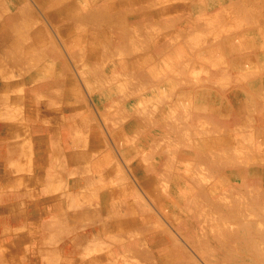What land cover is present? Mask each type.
I'll return each mask as SVG.
<instances>
[{
  "label": "rangeland",
  "instance_id": "1",
  "mask_svg": "<svg viewBox=\"0 0 264 264\" xmlns=\"http://www.w3.org/2000/svg\"><path fill=\"white\" fill-rule=\"evenodd\" d=\"M6 1H12L13 4L11 9L4 8L3 12H0V27L9 29L14 12L20 14L21 28L13 31L14 37H9V46L13 55L17 54L21 59L18 61L7 59L6 53L0 48V105L6 107V110L0 107V115L4 114L0 119V148L2 141L9 138L16 139L18 143L24 141L21 150L25 155L23 158L11 160L9 168H20L24 171L33 169L36 149L38 167L42 163L44 165L47 163V166L54 170L55 176L58 177L57 181L51 189L42 188L39 197L48 208L52 206L53 210L58 211L66 209L67 201L72 194L68 190L70 180H72L70 188L73 193L75 192L71 198L82 206L78 208L82 221L77 216L74 218L75 225L80 226H75L70 232L86 231L84 234H87L83 235L84 239L75 236L68 244H65L64 240L54 243L53 247L57 252L54 256L57 259L65 258L64 248H68L71 254H79V258L84 261L80 262L79 259L64 261L65 264H98L97 262H102L105 258H110L115 264H161L157 249L151 241L142 238V232H126L127 234L121 237L117 235L114 224L127 215L126 209L113 208V201L115 198L123 197L130 207L133 206L135 209L137 220L145 221L146 227L142 229H145L143 232L147 231L154 237L164 239L171 250L168 254L178 258L182 264H225L221 256L223 252L219 251L221 245L217 244V240L225 246L228 258L233 264H264V183L261 180L260 183L252 180L247 186L249 188L247 192L237 189V193L233 195L229 194L227 185V188L219 186V190H216V185L230 178L237 179L238 186L242 187L247 179L246 170L252 169L264 175V114L261 126L256 129L249 128L250 125L246 126L240 138L241 145L237 137L231 135V132L237 131L236 121L225 122L222 127L224 131L219 130L221 132L218 133L214 127H210L205 115H201L196 124L194 117L189 115L183 116L184 123H182L183 119L170 117L169 122L173 129L166 133L161 130L159 142L156 143L155 140H153L155 143L150 142L153 147L151 154L154 162L155 159L158 160L159 155H169L173 160V166L166 167V174L180 180L187 178L188 184H191L188 185L189 188L191 186L196 193L210 192L214 194V201H222L223 207L216 210L212 218H207L203 214L198 218L193 217L191 218L193 221L189 220L191 225L187 227V231H184L179 225L184 220L181 218L180 210H172L171 215L166 212L172 204L171 197L166 192L167 188L171 186L174 188L173 192L179 195L183 187L178 183L171 185L169 178L167 179L161 172L149 174L150 179L154 181L152 189L162 195L160 199L163 205L158 204L146 189L138 168L133 164V153L144 151L139 145L142 134L135 133L127 144L122 143L117 136V133L125 129V123L132 117V113H125V120L115 123V126L111 123V118L122 110L128 111L133 105L135 96L139 97L141 93L149 91V88L133 90L141 92L130 94L129 89L135 81V76L120 72L116 75L122 78L107 82L101 89V91L112 89L121 91V94L115 95L118 98L116 103L100 100L98 90L89 82L88 70L92 69V64L85 61L84 50L79 46L72 47L70 41L73 39V34L67 29L62 30L52 19V15L58 9H63L70 2L79 0H65L60 8L59 5H54L49 9L40 0H0V3ZM150 1L154 9L162 12L166 8H182L188 4L187 0ZM221 1L224 3L222 7L213 3L206 4L203 7L204 12L198 17L186 10L183 19L178 23L176 21L170 30L161 29V21L156 17L144 20L141 16L143 23L138 29L140 32L132 30L133 38L141 41L147 35L149 41L158 38L166 40L170 44L171 55L181 50L182 43H189L192 49L185 54V57L187 62L190 61V65L183 63L180 73L175 74L176 77L172 81L176 94L180 92L181 87L189 91L206 85L221 86L222 94L228 99L236 90L241 91L243 86L249 88L258 84L259 87L253 89V93L256 92L255 95L260 96L257 103L261 105L263 110L261 111L264 113V97H262L264 93L260 90L263 87L264 91V71L253 69L245 77L238 76L235 69L227 62L224 74L217 76L215 73H205L191 67L193 62L199 60L196 52L202 48H213L217 45L223 47L226 38L245 33L244 27L237 30L235 21L247 23L250 15H246L245 11H257L259 15L257 25L264 30V0ZM141 5V2L134 0L130 6V14L135 16L142 14ZM232 5H236L235 12ZM88 28L90 31L97 27L92 25ZM99 29L101 30L100 27ZM109 33L112 38V42L108 41L113 48L112 58L104 63L101 62V56H97L95 59L98 61L93 64L94 69L99 68L98 73L106 76L124 59L118 52L120 45L114 41L120 33L116 28ZM20 35L32 39H26L25 42L18 44ZM35 39L39 42V51L33 50ZM259 51V47H253L243 53L247 56H256ZM224 56L225 61H228V58L231 60L238 58V54L231 53L230 50ZM110 63L113 68L115 66L114 69L109 68ZM233 75L239 77L238 80L242 85L234 80ZM123 78L128 80L124 81ZM160 78L163 83L169 80L166 75ZM157 104L152 103L146 111H139L138 122L154 131L159 126L155 125L150 117L156 113ZM247 121L248 124L252 122L251 118ZM124 146L128 148L127 152L123 149ZM17 147L18 144L14 142L7 145L10 154ZM182 147L196 153L191 159L192 162L182 160L178 153ZM203 147H207L206 151L196 156L197 151ZM1 162L0 159V167ZM225 164L228 166L226 171L223 169ZM76 175L83 176L76 180ZM14 179L19 180V177L15 175L11 181ZM1 183L0 176V195ZM53 197H60V201L55 204ZM177 201L182 205L181 198H177ZM209 203L206 198L200 201L203 210L212 213ZM1 205L2 202L0 207ZM115 209L117 210L115 215L106 213V210ZM231 209L235 211L228 213ZM171 216L177 219H172ZM55 223L57 222L41 223L38 228L42 229L43 233L45 231L55 233L58 237L63 236L66 230H59ZM66 224L62 222L61 226L63 225L64 228ZM111 225L114 227L110 228V232H105V229ZM199 236L208 238L206 246L199 240ZM92 238L98 241L91 240ZM38 240L39 238L34 236V244L40 242ZM49 243L53 244L51 237L47 244ZM101 248L105 251L103 252ZM83 250L85 251L82 252ZM19 260L21 258L16 255L10 256L7 262L18 264ZM51 260L55 258L49 257L47 263L54 262Z\"/></svg>",
  "mask_w": 264,
  "mask_h": 264
},
{
  "label": "bare ground",
  "instance_id": "2",
  "mask_svg": "<svg viewBox=\"0 0 264 264\" xmlns=\"http://www.w3.org/2000/svg\"><path fill=\"white\" fill-rule=\"evenodd\" d=\"M40 1L44 4V6H46L47 9L54 5H59L58 8H60L62 3L65 2V0ZM133 1L134 0H79L77 2H70V4L68 6H65L63 9H58V11L52 15V19L58 25H60L62 30L67 29L70 31L69 33L73 34V39H71L70 41L72 47L79 46L84 50L83 57L85 61L92 64V69H90V71L88 70V73L90 74L89 82L95 87L96 90H98L100 100L109 103H116L118 98H116L115 95H117L118 93L121 94V91H117L116 89L101 91V89L103 88V85H106L107 82L112 80H119V78H122L119 75H116L120 72L126 75L132 74L135 76V81L129 89L130 94L134 95L141 92L133 90L149 88V91H146V93H141L139 97L135 96V99L132 101L133 105L128 111H119L120 113H118V115L111 118V123L112 125H114L115 123L117 124L119 121L125 120V113H132V117L128 120L126 119L127 121L124 126L125 129L120 133H117V136L122 143L127 144L135 133L142 134L139 145L144 149V151H136L135 153H133V164L136 168H138V173L140 174V177L143 178L142 180L145 184L146 189L150 192V194L158 204H160L161 206L163 205L160 199V197L162 198V195L158 192H154V190L152 189L154 181L150 179L151 177L149 174L152 175L153 173L161 172L162 175L165 174L167 179L169 178L171 185L173 183H178L183 187H181L182 192L179 194L180 197H178L179 195H177V193L175 194L173 192L174 188H172L171 186L167 188L168 190L166 192L170 195L172 204H170L168 210L165 211L171 215L172 210H180L181 218L184 220L182 222L180 221L181 224H178L180 225V228L182 230L187 231V227L191 225V221H189L191 218H198L202 214L207 218H212L213 214L216 213V210L223 207L222 201H214V194L210 192L201 191L200 193H196V191L191 188V186L189 188L188 185L191 184H188L187 178H182L180 180V178L171 177V175L169 176L168 174H166V167L173 166V160H171L169 155H159L158 160L155 159L156 162H154V159L152 158L153 154H151L153 152L151 151L153 147H151L150 142H152L153 140H155L156 143L159 142L161 130L166 133L173 129L172 125L169 122V119H171L170 117H177L182 120L184 118L183 116L189 115L194 117V123L196 124L201 118L200 116L205 115V117H207V119L209 120L208 122L210 123V127H214V129L218 133L224 131L222 127L225 125V122L230 123L236 121L235 126L237 127V131H235V133L231 132V135L233 134V136H236L237 141L241 145L242 142L240 138L243 131L247 128L246 126L250 125L249 128L252 127L253 129H256L263 123L262 115L264 113L262 112L263 110L261 108V105L257 103L260 96H256V92L253 93V89L258 88L259 85L254 84L249 88H245L243 86V89L241 91L236 90L232 94L233 96L230 95V98L228 99H225L224 94H222L221 90L223 87L221 86L206 85L205 87L201 86L198 88H189V91H185V88L181 87L180 92L176 94L174 92L175 90L173 88L172 81L174 80V77H176L175 74L180 73L183 63H190V61L187 62L188 60H186L185 57V54H188V52H190V49H192L191 46H189V43H182V45H180L182 46L181 50H179L177 54L171 55L170 44L167 43L166 40L158 38L154 41H149L146 35L145 38H143V40L141 39L140 41L137 40V38H133L132 30L136 31L140 28V26H142L143 22L141 16H143L144 20L146 18L150 19L156 17L161 21V29L170 30L176 24V21L178 23L183 19V15L186 10L192 13V15L198 17L202 12H204L203 7L206 4L213 3L215 6L222 7L224 3L221 0H187L188 4L185 7L180 8L171 6L172 8H166L162 12L154 9V6L152 7L153 4L150 5V0H138L139 3L141 2L142 4L141 6L143 8V11L142 14L135 16L130 14V6ZM12 4V1L0 3V12H3L4 8L11 9ZM232 8L235 12L236 5H232ZM249 12L248 10L247 12L245 11L246 15H250L247 23L241 22L240 20H235L238 27L237 30H239L240 28L243 29L244 27V29L246 30H244L245 33L240 36H234L233 38H226L223 41V47L222 45H217L213 48L206 46L207 48H202L199 51L200 53L196 52L198 56L197 58H199V60L197 62H191V67H193L192 69L197 68V70L199 69L201 72L212 74L215 73L217 76H219L224 74L228 62V64H230L235 69V72L238 76L242 75L245 77L249 75V73L253 69H256L257 71H264V30L259 28L257 25L259 20L257 11L250 13ZM19 15L20 14L18 12H14V17L13 19H11L13 23L11 22L12 25L9 27V29L5 28L4 26L0 27V48H2L1 51L6 53L7 59L10 58L13 61H18L19 59H21L17 54L13 55V51H11L12 49L9 46V37H14L13 31L21 28V24H19V19H21V17ZM25 21L27 22V20ZM63 21L67 22L65 23ZM92 25H95L97 28L95 30L93 29L89 31L88 27ZM99 27L101 28V30L99 29ZM113 28H116L118 33H120L119 36L117 35L118 38L114 41L120 45V48H118V52L123 55L124 59L118 63V67H116V69H114L115 66L113 68V65H111L110 63L109 68L114 70H110L111 72L106 76L103 73H98L99 68L97 70L94 69L93 64L98 61L95 59L97 56H101V62L104 63L112 58L113 48H111V44L109 45L108 41L110 40V42H112V38H110L111 36H109V32L113 30ZM138 32L140 31L138 30ZM20 37L22 40L20 39ZM20 37L18 39V44L20 42H25L26 39H32V37H25L21 35ZM32 46L33 50L39 51V42H37L36 39L34 45ZM253 47L260 48L259 54H257L256 56H247L246 53H243L246 49ZM228 50H230L231 53H237L238 58L234 60L228 58V61H225L224 55L227 54ZM3 75L6 74L3 73ZM163 75L169 77V80L165 81L166 83L161 82L160 77ZM193 75L195 76L196 73ZM233 77L236 82H240V80H238L239 77L235 75H233ZM123 79L124 81L128 80V78ZM240 84L242 85L241 82ZM260 90L264 93L263 87H261ZM262 97H264V95H262ZM152 103H158L155 110L156 113L152 117H150L153 123L159 126L155 131L152 129H147L146 125H141V123L138 122L140 118L139 111H146L147 107ZM250 118L252 122L248 124L247 120ZM183 121L184 119L182 120V123H184ZM206 148L207 147H203L198 150L196 156L204 153V151H206ZM123 149L125 150V152L128 151V148L125 146L123 147ZM178 153H180L182 160H186L187 162H192L191 159L194 158V155L196 154L195 152H191V150H185V147L180 148V151ZM226 166L227 165L225 164L223 168L224 171H226ZM245 173V175H247V179L246 183L242 185V187L238 186L237 179L230 178L232 182L225 179L222 184L216 185V190L218 191L220 187L227 188V185L230 191L229 194L233 195L237 193V189L245 190L247 192L249 190L247 186L252 180L253 182L257 181L258 183H260L259 181L261 180L264 183V175L261 172L258 173L257 171L251 169L246 170ZM177 198L182 199V205L178 204ZM202 198H206V200L210 202L209 206L211 207L210 210L212 211V213L208 212L207 210H203L200 204ZM113 202V208L116 207L126 209L127 216L123 219H118L114 224V226H116L117 228V235L119 237L127 234L126 232H142V238L146 241H151L152 245L155 247V249H157L161 264H182L178 258H174L168 254L171 250H169V247L164 239L154 237L147 231L143 232L145 229H142L146 227V223L144 220H141L140 222L139 220H137L134 213L136 211L133 206L130 207L129 203L126 201V198H115ZM79 207L82 206L77 203H72V208L75 211L71 212H75L74 216H77V218L79 217L82 221L81 213L78 212ZM116 211V209L112 211L106 210V213L115 215ZM234 211V209H231L228 213ZM60 215H58L60 218L65 219V214L64 216ZM58 216L55 218L53 223L57 222L55 224H58L61 221ZM74 216L72 217L74 218ZM217 217L219 216L217 215ZM172 219L177 218L172 217ZM73 223L74 225L71 226L70 230L74 229L75 226H80L75 225L74 221ZM182 223H185V225H183ZM114 226L111 225L110 227L105 229V232L109 233L110 228H113ZM58 229L63 230L61 228ZM63 231H65V229ZM91 240L98 241L96 238H92ZM199 240L203 245H207L206 243L208 238L199 236ZM216 242L217 244L221 245L219 246V251L223 252V255L221 256L224 259L225 264H233L228 258V253L225 246L218 240ZM101 249L103 250V252L105 251L104 248ZM104 261L105 264H115V262L111 261L110 258H105ZM104 261L97 263L104 264Z\"/></svg>",
  "mask_w": 264,
  "mask_h": 264
},
{
  "label": "crops",
  "instance_id": "3",
  "mask_svg": "<svg viewBox=\"0 0 264 264\" xmlns=\"http://www.w3.org/2000/svg\"><path fill=\"white\" fill-rule=\"evenodd\" d=\"M0 107L6 110V107L3 104H1ZM2 116H4V114L0 115V119L3 118ZM15 140L16 139L9 138L2 141L0 148V159L2 161L0 167V176L2 177L0 195V202H2L0 207V264H7L9 257L16 255L21 258L18 264H49L47 263L49 257L55 258V260H51L54 261L51 264H65L64 261H75L77 259L81 262L83 259L79 258V254H71L70 249L68 248H64L65 258L59 257L57 259L54 256V254H57L56 248L53 247L54 243L56 244L58 241H65V244H68L75 238V236L84 239L83 235L87 234H84L86 231H83V233L82 231L79 233L69 231L71 226L74 225L73 221L75 218V212H71L75 211L72 208V203H77L72 199L75 193H73L70 188L72 180H70L68 185V190L72 192V194L69 197V201H67V206L64 204L66 209L64 211H58L53 210L54 208H52V206L48 208V206L39 199L42 193L41 190L42 188L43 190L51 189L58 177L55 176L54 170L47 166V163L45 165L42 163L40 167H38V153L36 149L33 160V169L24 171L20 168H9V162L11 160L23 158L25 155L21 150L24 141L18 143ZM13 142L17 143L18 147L17 149H13L10 154L7 145ZM15 175L19 177V180L14 179L11 181ZM82 176L83 175H76L75 179L79 180ZM59 198H52L55 204L60 201ZM64 214L66 215L65 220L61 218V221L56 224L57 228L66 230L63 236L58 237L55 233H47L45 231L43 233V230L38 228L41 223H53L56 216H64ZM72 216H74V218ZM62 222L67 223L64 228L62 227L63 225L61 226ZM34 236L38 237V241L40 242L34 244ZM50 237L53 244H47ZM84 251L85 250L82 252Z\"/></svg>",
  "mask_w": 264,
  "mask_h": 264
}]
</instances>
